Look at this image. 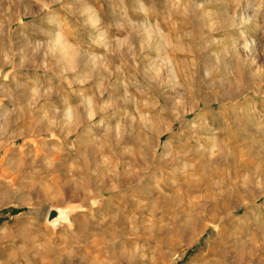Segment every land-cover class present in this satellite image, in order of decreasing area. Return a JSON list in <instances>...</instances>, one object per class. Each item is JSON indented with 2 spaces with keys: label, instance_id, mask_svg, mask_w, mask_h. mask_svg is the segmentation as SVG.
<instances>
[{
  "label": "rangeland",
  "instance_id": "1",
  "mask_svg": "<svg viewBox=\"0 0 264 264\" xmlns=\"http://www.w3.org/2000/svg\"><path fill=\"white\" fill-rule=\"evenodd\" d=\"M0 264H264V0H0Z\"/></svg>",
  "mask_w": 264,
  "mask_h": 264
},
{
  "label": "bare ground",
  "instance_id": "2",
  "mask_svg": "<svg viewBox=\"0 0 264 264\" xmlns=\"http://www.w3.org/2000/svg\"><path fill=\"white\" fill-rule=\"evenodd\" d=\"M62 214H63V210L58 208H51V210H49L48 212L47 219L49 220L50 223H55L62 218L63 216Z\"/></svg>",
  "mask_w": 264,
  "mask_h": 264
}]
</instances>
